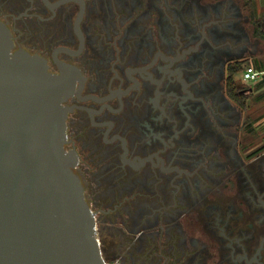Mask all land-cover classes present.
I'll return each instance as SVG.
<instances>
[{
	"label": "flooded vegetation",
	"instance_id": "flooded-vegetation-1",
	"mask_svg": "<svg viewBox=\"0 0 264 264\" xmlns=\"http://www.w3.org/2000/svg\"><path fill=\"white\" fill-rule=\"evenodd\" d=\"M223 3L0 0L12 52L71 73L64 147L82 185H108L133 264H264V142L227 95L244 54Z\"/></svg>",
	"mask_w": 264,
	"mask_h": 264
},
{
	"label": "water",
	"instance_id": "water-1",
	"mask_svg": "<svg viewBox=\"0 0 264 264\" xmlns=\"http://www.w3.org/2000/svg\"><path fill=\"white\" fill-rule=\"evenodd\" d=\"M12 48L0 20V264H108L64 147L71 73Z\"/></svg>",
	"mask_w": 264,
	"mask_h": 264
},
{
	"label": "rangeland",
	"instance_id": "rangeland-1",
	"mask_svg": "<svg viewBox=\"0 0 264 264\" xmlns=\"http://www.w3.org/2000/svg\"><path fill=\"white\" fill-rule=\"evenodd\" d=\"M262 4H264V0H256L259 17H264V7H262ZM224 5L230 15L228 21H232L233 23L236 22V25L239 28L238 30H241L240 38H242V42L238 43L239 48L237 49H240V53L244 54L241 58L247 59L242 63L244 64L247 62L248 64H254L255 61L264 59V42L254 36L251 19L247 13V9L243 7V2L241 0H226ZM241 49H243V51ZM241 73L242 72L239 71L235 74L239 85H241L242 89L245 91L253 89V91H251V96L245 95L247 100L246 107L241 108L243 109L244 114H247L248 118L253 120L256 126L259 125L255 131V136H251L248 139L254 143L258 142L259 145H261V143L264 142V77L260 83H244L243 80H240ZM84 186L91 204V209L95 213L98 237L100 239L101 246L103 248V242L109 257L114 260L112 264H133L136 259L142 260V252L132 254L131 252H127L129 249H125L126 247H123V238L118 235V230L115 226L116 224L115 222L113 223L116 219L115 215L106 214V211L110 208V205L108 206V204L111 201L107 198V194H105L108 185ZM100 209L105 212L99 213ZM117 212H121V210ZM123 212L125 213V210H123ZM140 228H142V221H139L138 223L136 222L135 225H133V229L135 231ZM130 237L132 238V236Z\"/></svg>",
	"mask_w": 264,
	"mask_h": 264
},
{
	"label": "trees",
	"instance_id": "trees-1",
	"mask_svg": "<svg viewBox=\"0 0 264 264\" xmlns=\"http://www.w3.org/2000/svg\"><path fill=\"white\" fill-rule=\"evenodd\" d=\"M243 2V7L247 9V13L250 16L252 27H253V34L255 37H257L259 40L264 42V17L258 16V8L256 5V0H241ZM245 58H236L232 63H230V73L231 76L229 77L228 84H227V95L228 97L233 100L236 104L241 106L242 108L246 107L247 100L245 96H240L239 94V83L233 78V75L235 73L243 72L247 67L254 66V64H248L244 62ZM259 71L264 70V61L256 67ZM103 245V255L105 260L108 262V264H112L114 262L113 258H110L108 253L106 252L105 245ZM141 260L137 261L136 263H139Z\"/></svg>",
	"mask_w": 264,
	"mask_h": 264
},
{
	"label": "built area",
	"instance_id": "built-area-1",
	"mask_svg": "<svg viewBox=\"0 0 264 264\" xmlns=\"http://www.w3.org/2000/svg\"><path fill=\"white\" fill-rule=\"evenodd\" d=\"M264 74L262 71H258L253 65L247 67L242 73L241 78L246 83L255 82L258 80L259 76Z\"/></svg>",
	"mask_w": 264,
	"mask_h": 264
},
{
	"label": "crops",
	"instance_id": "crops-1",
	"mask_svg": "<svg viewBox=\"0 0 264 264\" xmlns=\"http://www.w3.org/2000/svg\"><path fill=\"white\" fill-rule=\"evenodd\" d=\"M262 7H264V4H262ZM263 60L264 59H262V60H258V61H255L254 63H255V65H254V67L256 68L258 65H260L262 62H263ZM257 69V68H256ZM258 70V69H257ZM259 71V70H258ZM262 72H264V70L262 71ZM264 77V74H261L260 76H259V78H258V80L257 81H255L254 83H260V82H262L261 80H262V78ZM264 98V97H263Z\"/></svg>",
	"mask_w": 264,
	"mask_h": 264
}]
</instances>
